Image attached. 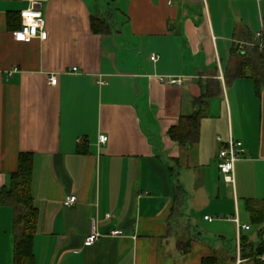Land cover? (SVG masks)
<instances>
[{
    "label": "crops",
    "instance_id": "1",
    "mask_svg": "<svg viewBox=\"0 0 264 264\" xmlns=\"http://www.w3.org/2000/svg\"><path fill=\"white\" fill-rule=\"evenodd\" d=\"M32 3L48 38L17 42ZM263 29L264 0H0V191L30 154L33 264H237L239 244L241 264H264L249 211L264 201V91L234 78ZM204 99L199 142L174 143L169 130ZM218 137L244 144L234 185ZM92 219L101 238L86 247ZM15 245L0 206V264H14Z\"/></svg>",
    "mask_w": 264,
    "mask_h": 264
},
{
    "label": "trees",
    "instance_id": "2",
    "mask_svg": "<svg viewBox=\"0 0 264 264\" xmlns=\"http://www.w3.org/2000/svg\"><path fill=\"white\" fill-rule=\"evenodd\" d=\"M21 20V17H20ZM93 30L98 34L110 32L105 22L93 19ZM22 24L20 25V28ZM19 28V29H20ZM234 78L251 77L256 84L258 96L264 91V51L258 44L239 52ZM201 110L190 117H182L177 126L172 127L168 137L177 144H197L200 139V124L205 117L206 99L200 100ZM205 107V108H204ZM33 161L30 154L19 157L18 170L10 176V185L0 191V206L12 208L14 212V236L16 240L14 264H33V241L38 226V210L32 195ZM252 222L264 225V201L258 206H249ZM188 251V248H186ZM258 255H264V240L258 245ZM203 264H216L214 259H206Z\"/></svg>",
    "mask_w": 264,
    "mask_h": 264
},
{
    "label": "built area",
    "instance_id": "3",
    "mask_svg": "<svg viewBox=\"0 0 264 264\" xmlns=\"http://www.w3.org/2000/svg\"><path fill=\"white\" fill-rule=\"evenodd\" d=\"M20 17L22 21V27L19 30L13 32V37L17 42H29L35 39L40 41H46L48 38V32L46 28V18L37 3H32V5L20 12ZM257 39L260 41L258 44L259 50L264 51V29L257 34ZM159 57L153 55L151 60L157 62ZM74 72H77V69L74 68ZM160 81L167 85H177L182 86L184 84V79L179 77H167L163 76L159 78ZM50 84L56 86L58 79L56 76L50 77ZM108 141V137L101 136L100 143L105 144ZM218 143L220 144L219 152V170L220 173L224 176L226 182L234 185L235 180V167L236 164L241 161L246 153L243 142L236 141L233 138H230L228 141H223L220 137L217 138ZM77 203L76 196L67 197L64 201V206L72 207ZM208 219V218H206ZM234 222L237 225L238 232L243 230H250V226L241 225L238 217L234 219ZM99 221L97 219H92L91 221V232L85 240V246L90 247L94 245L100 238L101 234L98 231ZM111 236L114 237H123V232L116 230L111 233ZM236 263L241 264L243 262L241 257V246L240 244L237 247L236 251ZM264 258V257H263Z\"/></svg>",
    "mask_w": 264,
    "mask_h": 264
},
{
    "label": "rangeland",
    "instance_id": "4",
    "mask_svg": "<svg viewBox=\"0 0 264 264\" xmlns=\"http://www.w3.org/2000/svg\"><path fill=\"white\" fill-rule=\"evenodd\" d=\"M253 229H254V231L256 232L257 230H258V226L257 225H254V227H253ZM264 231V230H263ZM262 231V232H263ZM235 245V244H234Z\"/></svg>",
    "mask_w": 264,
    "mask_h": 264
}]
</instances>
